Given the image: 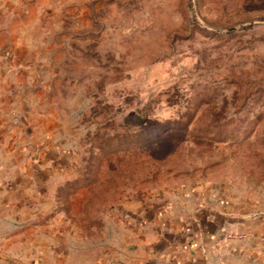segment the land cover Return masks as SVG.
Here are the masks:
<instances>
[{
    "label": "rangeland",
    "instance_id": "rangeland-1",
    "mask_svg": "<svg viewBox=\"0 0 264 264\" xmlns=\"http://www.w3.org/2000/svg\"><path fill=\"white\" fill-rule=\"evenodd\" d=\"M10 41L86 215L199 183L264 205V0H0Z\"/></svg>",
    "mask_w": 264,
    "mask_h": 264
},
{
    "label": "crops",
    "instance_id": "crops-1",
    "mask_svg": "<svg viewBox=\"0 0 264 264\" xmlns=\"http://www.w3.org/2000/svg\"><path fill=\"white\" fill-rule=\"evenodd\" d=\"M17 48L0 43V264H32L67 247L79 249L71 264H264V205L217 185L87 216V188L64 195L61 144L55 137L48 149L47 117L36 119L17 91L29 77L16 68L25 62Z\"/></svg>",
    "mask_w": 264,
    "mask_h": 264
},
{
    "label": "trees",
    "instance_id": "trees-1",
    "mask_svg": "<svg viewBox=\"0 0 264 264\" xmlns=\"http://www.w3.org/2000/svg\"><path fill=\"white\" fill-rule=\"evenodd\" d=\"M87 216H91V214H90V215H88V213H87Z\"/></svg>",
    "mask_w": 264,
    "mask_h": 264
}]
</instances>
